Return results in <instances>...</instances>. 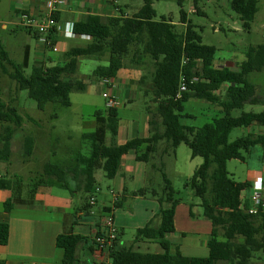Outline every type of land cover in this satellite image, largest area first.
Returning <instances> with one entry per match:
<instances>
[{"label":"trees","instance_id":"obj_1","mask_svg":"<svg viewBox=\"0 0 264 264\" xmlns=\"http://www.w3.org/2000/svg\"><path fill=\"white\" fill-rule=\"evenodd\" d=\"M141 1L142 6L132 16L120 14L102 20L96 15H88L74 22L71 34L86 37L89 42L84 47L69 49L61 63L32 67L28 76L24 75L29 67L28 53H24L20 63H15L0 45L1 73L14 82L17 91L25 90L39 111L48 103L69 107L70 93L86 89L83 82L73 79L79 59L105 53L108 54L107 64L98 66L91 78L112 80L124 67L141 69L150 63L153 71L146 95H151L155 104L153 113L147 107L151 118L148 121L149 135L145 138H134L121 145H106V135L113 137L117 134L118 112L116 108L96 110L93 114L94 130L81 135L83 144L87 145V154L78 152L68 166L44 164L40 176L27 186L22 181L5 179L0 172V189L11 192L4 203V210L11 212L17 206L31 205L39 187L54 183L71 195L78 191L91 195V198L97 191L96 171L102 170L106 179H114L121 158L132 151L135 161L155 168L162 180L160 225L154 227L148 223L137 229L134 241H154L162 253L115 248L116 238L107 248L110 264H256L255 258L260 260L256 256L264 255V214L259 211L256 215H248L245 212L248 203L241 194L251 189V183L236 182L228 173L226 163L230 160L244 162V154H249L256 146L261 148L264 158V133L249 134L233 142H229L228 137L236 128L264 127V111L231 116L233 110H240L244 105L264 106V97L258 95L255 84L248 81L249 74L264 73V45L249 47L237 71L227 67L216 68V49L202 44L200 35L184 11L180 10L179 22L185 28L178 33L170 21L164 18L155 20L150 0ZM198 1L193 0V4ZM178 5L181 7L182 0H178ZM230 7L239 15L242 27L249 30L257 12V0H230ZM53 18L57 22V13ZM48 39L52 43L55 41V29ZM182 79L185 91L179 92ZM146 80L143 75V85ZM223 85H227L226 91L219 96L217 92ZM190 99L217 105L223 114L200 127L183 125L180 123L183 105ZM21 125L22 118L15 107L0 97V164L9 163L12 137ZM181 144L188 147L192 159H202L184 186L199 199L202 216L211 223L206 257H185L178 250L174 253L169 250L167 236L174 232V208L179 200L174 198L172 183L163 172L162 160L174 156ZM32 151L33 139L25 137L23 154L30 156ZM156 157L161 162L158 168L153 165ZM23 186H26L25 195ZM145 192V189H140L135 196ZM115 207L119 208L120 204L116 203ZM89 208L88 202L82 205L83 211ZM8 236V224L0 223V246L7 244ZM97 236H102L100 230L89 239L73 233L57 235L55 246L62 252L59 264H87L79 258V250L87 249L92 254L99 247L95 241ZM261 261L264 264V258ZM0 264L5 263L0 261Z\"/></svg>","mask_w":264,"mask_h":264},{"label":"rangeland","instance_id":"obj_2","mask_svg":"<svg viewBox=\"0 0 264 264\" xmlns=\"http://www.w3.org/2000/svg\"><path fill=\"white\" fill-rule=\"evenodd\" d=\"M150 1L155 12V20L159 21L164 18L166 21H170L175 25L178 33L185 28L179 22L180 10L184 11L187 20L190 21L200 35L202 44L216 49L214 65H217V62L221 60L224 62L222 64L224 66L227 62L235 63L238 66L244 61L245 53L249 47L264 45V0H257V12L250 23L249 30L242 27L239 15L230 7V0H199L196 5L193 4V0H182L181 7L178 5V0ZM117 5L123 9V12L132 16L136 12V8L142 6V1L117 0ZM195 11H199L201 14H196ZM11 29L10 27L8 31H0V45L3 46L12 62L20 63L22 60V38L19 34L14 36ZM79 44L72 45V47L86 45L81 41H79ZM107 56L108 54L105 53L96 56L99 57L97 60L87 59V57L79 59L78 68L73 75V79L83 82L86 85L85 91L70 93L71 105L69 107L48 103L42 111L37 109L35 101L28 97L25 90L17 91L14 82L0 71V97L5 103L14 106L22 118L21 127L14 132L12 137V154L9 163L0 164V172L5 179L13 182L16 180L22 181L27 186L30 181L40 176L44 164L68 166L78 152L83 155L87 154V145L83 144L81 135L94 130V112L108 108L106 100L102 97V93L107 92L106 86H104L103 80L96 81L91 78V74L98 66L107 64ZM31 66L25 70V76L29 75ZM227 68L233 71L238 70L233 66ZM127 69L129 70H120L117 73L118 81L116 83L121 90L130 94L129 99H133V101L120 99L122 105L119 109V118L122 120V125L134 122L138 126V124L142 125L144 117L147 116V107L151 113L154 112L155 104L151 101L152 97L146 95V91L149 92L150 74L153 71V66L149 63L142 67L143 73L142 75L139 74L140 77L135 72L139 68L138 70ZM143 75L147 77L144 85L141 81ZM119 78H127L130 80L131 85L122 86V80H119ZM248 81L255 84L257 94L264 97V73H251L248 75ZM131 92L134 94L131 95ZM205 105H207V102L201 100L191 99L187 101L183 105V118L180 119V123L193 127L210 123L214 115L212 114V117L206 116L203 111ZM244 110L245 112L253 111L257 113L262 110V107L260 105H246ZM1 128L0 126V131ZM244 133L245 130L242 128L233 129L228 136L229 142L241 138ZM25 137L33 139V151L30 156L23 154ZM108 138L109 136H107ZM175 153L176 157L169 156L162 160L163 172L172 183L175 193L174 198L186 203L199 204V199L184 185L186 178L191 177L192 166H198L202 159L199 157L192 159L190 150L184 144L177 147ZM244 156V162L230 160L226 163L228 173L232 175L236 182L246 181L249 174L254 175L253 170L255 169L264 170V159H262L259 146L252 148L249 154H244ZM160 163L157 157L153 160V165L157 168L161 166ZM144 165L146 177L148 178L153 175L154 171L152 169L154 168L149 164ZM94 177L97 191L94 192L91 198L94 199L95 204L90 206L89 209L95 211L102 218L111 216L113 219L114 214L112 211H98L103 205L111 206L109 190L115 187L113 181L106 179L102 170L96 171ZM154 178L157 183L149 185V182L146 181L142 188L146 192L144 195H138L141 197L139 200L133 197V187L129 186L122 206L116 208L114 212L117 225L114 220L113 226L117 231V238H119L117 245L119 249L136 248L134 244L136 226L145 219L143 214L146 209L153 210L157 214L161 210L159 199L161 198L162 180L159 173L155 174ZM253 183L252 181L251 186H253ZM26 186H23V195L26 194ZM71 187L74 189V185H71ZM250 191L251 189L242 192L241 197L243 199L247 198ZM39 193L43 194L42 200H44V203L65 207L66 213L71 215L76 212L77 207H81L85 202L89 203V197L91 196L78 191L71 195L68 190L55 183L39 187L36 194L39 195ZM261 194L264 196V191H261ZM15 211L16 214L38 215L43 213L42 210H33L30 206L18 208ZM151 221L152 226H154L155 219ZM256 257L260 260L255 258V263L261 264L264 255L259 254ZM79 258L87 264H92L94 260L87 249L84 251L79 250ZM106 259V257L103 258L101 263L104 264Z\"/></svg>","mask_w":264,"mask_h":264},{"label":"crops","instance_id":"obj_3","mask_svg":"<svg viewBox=\"0 0 264 264\" xmlns=\"http://www.w3.org/2000/svg\"><path fill=\"white\" fill-rule=\"evenodd\" d=\"M46 1L47 0H0V31H8L11 27V33L14 34V36L18 34L21 36L22 57L25 52L28 53L29 66L32 65L31 68L41 64L51 65L53 63H61L64 53L74 48L72 45H80L79 41L86 44L89 42V39L86 37H78L71 34V26L74 22L81 21L88 15H96L102 20L108 17H116L120 14L129 16L117 5V0H66L57 11L58 20L55 28V41L53 43L51 42L49 46H44L39 42L37 34L27 32L18 25L17 15L26 13L38 17L44 12ZM139 8L140 7L136 8V12ZM96 56L99 55L90 56L87 57V59H99V57ZM217 63V65H214L216 68L233 66L238 69L239 66L235 63L232 64V62H227L224 66L222 65L224 62L221 60ZM127 68L138 70L136 67H124L121 70H129ZM140 70L141 69L135 71L137 76H139L140 73L142 75L143 72ZM119 80H122V86L131 85L130 80L127 78H119ZM110 81V92L118 102L116 109L119 117V109L122 105L120 99L123 98L129 102H132L133 99H129L130 94L128 92L120 89L116 83L118 81L117 76ZM226 88L227 85H223L217 94L223 96ZM133 94L134 93L131 92V95ZM245 106L246 105L240 110H233L231 116L237 117L242 112L256 113L253 111L245 112ZM261 107V111H264V106ZM203 108L206 116L212 117L211 115H214L213 119L223 114L219 106L209 102H207V105ZM149 119L150 114L148 111L147 116L143 119L142 125L138 124L137 126L134 122L122 125V120L120 119L117 134L113 137L109 134L106 135V145H121L134 138L147 137L149 135ZM242 129L245 130V133L241 138L249 134L258 135L264 133V127L259 125H251ZM107 136H109L108 139ZM174 156L176 157V153ZM198 166H192L191 175ZM152 170L154 171L153 175L147 178L144 163L135 161L132 151L123 156L120 160L116 176L112 179L115 187L109 190L111 195V206L103 205L98 211L101 212L103 209L112 211L114 214L113 221L115 220V224L117 225L114 213L116 211L115 204L119 203L120 206H122L129 186L133 187V197L139 200L141 197L135 196V193L144 187L143 185H145L146 181L149 182V185L157 183L154 175H157L158 172L155 168ZM253 172L254 175L251 176V174H249L246 181L252 184V181L254 182L255 178L260 176L262 179V191H264V170L255 169ZM230 176L232 177L231 174ZM189 178L190 177H187L186 181ZM42 195L43 194L40 193L39 195L36 194L34 201L29 206L33 210H42L43 213L38 215L16 214L15 209L24 208L26 206H17L11 212H6L4 210V203L10 198L11 192L6 189H0V223H7L9 226L8 242L6 245L0 246V261H3L5 264H59L62 252L55 246L57 235L73 233L89 239L93 237L97 231H104L102 227V217L92 209L83 211L82 206L77 207L76 212L71 215L66 213L65 207L44 203ZM143 215L145 219L136 226V230L148 223H152V219L156 221L154 227L160 225L159 213L157 214L154 213L153 210L149 211V209H146ZM173 224L174 232L167 236V239L170 241L169 250L171 253L178 250L181 255L185 257L208 256L207 241L211 232V223L202 216V209L199 204L186 203L179 200L174 208ZM118 241L119 238L116 240V244L114 245L115 248H118ZM134 244L136 245L135 249L129 247L134 251L153 254L162 253L161 247L154 241L138 240L134 241ZM92 257L94 258L92 264H102L101 262L105 257L107 259L104 264L109 263L105 250L102 252L97 249L94 250Z\"/></svg>","mask_w":264,"mask_h":264},{"label":"built area","instance_id":"obj_4","mask_svg":"<svg viewBox=\"0 0 264 264\" xmlns=\"http://www.w3.org/2000/svg\"><path fill=\"white\" fill-rule=\"evenodd\" d=\"M66 0H47L44 7V12L40 16H32L26 13H20L17 15L18 25L24 28L27 31L33 32L38 35L39 42L44 46H49L51 44L48 36L52 30L56 28L57 22L53 18V14L57 13L58 8ZM104 86H106L107 92L102 93V97L106 100V105L108 108H116L118 106L117 100L112 96L111 90V81L103 80ZM185 91V84H180L179 92ZM262 191V179L261 177H256L251 187L250 194L247 198L248 208L245 212L248 215H256L259 211L264 214V196L261 194ZM95 201L93 198L89 199V205L94 206ZM102 227L104 231L102 236H97L95 241L99 244L97 250L107 251L108 247H111L113 241L117 238V231L113 226V219L111 216L107 218H102ZM95 237V235H94ZM110 264V263H107Z\"/></svg>","mask_w":264,"mask_h":264}]
</instances>
